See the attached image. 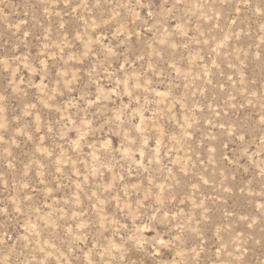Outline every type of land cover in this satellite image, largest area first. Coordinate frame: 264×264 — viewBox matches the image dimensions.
I'll return each mask as SVG.
<instances>
[{
	"label": "rangeland",
	"instance_id": "374dc122",
	"mask_svg": "<svg viewBox=\"0 0 264 264\" xmlns=\"http://www.w3.org/2000/svg\"><path fill=\"white\" fill-rule=\"evenodd\" d=\"M0 264H264V0H0Z\"/></svg>",
	"mask_w": 264,
	"mask_h": 264
}]
</instances>
